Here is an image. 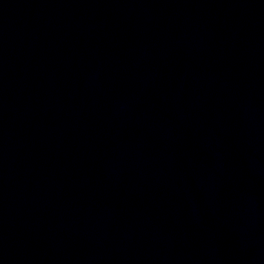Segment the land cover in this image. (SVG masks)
<instances>
[{
	"label": "water",
	"instance_id": "water-1",
	"mask_svg": "<svg viewBox=\"0 0 264 264\" xmlns=\"http://www.w3.org/2000/svg\"><path fill=\"white\" fill-rule=\"evenodd\" d=\"M0 264H264V0H0Z\"/></svg>",
	"mask_w": 264,
	"mask_h": 264
}]
</instances>
